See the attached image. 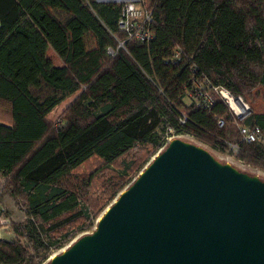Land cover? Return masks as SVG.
I'll use <instances>...</instances> for the list:
<instances>
[{
  "label": "trees",
  "instance_id": "obj_1",
  "mask_svg": "<svg viewBox=\"0 0 264 264\" xmlns=\"http://www.w3.org/2000/svg\"><path fill=\"white\" fill-rule=\"evenodd\" d=\"M121 5L0 0V199L26 213L0 238V264H43L173 134L264 170V0H144L143 42L117 28ZM214 87L250 113L234 118ZM239 125L258 127L257 139Z\"/></svg>",
  "mask_w": 264,
  "mask_h": 264
},
{
  "label": "water",
  "instance_id": "obj_2",
  "mask_svg": "<svg viewBox=\"0 0 264 264\" xmlns=\"http://www.w3.org/2000/svg\"><path fill=\"white\" fill-rule=\"evenodd\" d=\"M46 264H264V180L174 137Z\"/></svg>",
  "mask_w": 264,
  "mask_h": 264
},
{
  "label": "built area",
  "instance_id": "obj_3",
  "mask_svg": "<svg viewBox=\"0 0 264 264\" xmlns=\"http://www.w3.org/2000/svg\"><path fill=\"white\" fill-rule=\"evenodd\" d=\"M151 22L152 9L145 7L144 0H131L122 2L119 15L116 20V25L117 28L124 33L126 40H134L139 42L150 40L153 36L150 29ZM122 43L123 41L120 42L121 45ZM106 51L111 55L114 54V51L110 47H107ZM180 54L181 52L179 49H176L170 59L175 61L180 57ZM214 90L230 108L234 118L242 120L250 113V107L248 103L242 98V96L233 95L223 87H214ZM201 97V103H211L210 96L202 94ZM217 123L219 126H221L223 125V120L218 119ZM239 130L242 134V138L248 142L255 141L258 137V127L249 129L245 125H239ZM168 139L169 137L166 139L167 142ZM165 145L166 143H164L163 146ZM231 147L233 149H237L236 145ZM9 236H14V233L11 229V219L9 216L2 217L0 215V238Z\"/></svg>",
  "mask_w": 264,
  "mask_h": 264
},
{
  "label": "rangeland",
  "instance_id": "obj_4",
  "mask_svg": "<svg viewBox=\"0 0 264 264\" xmlns=\"http://www.w3.org/2000/svg\"><path fill=\"white\" fill-rule=\"evenodd\" d=\"M124 1L127 2V1H131V0H124ZM31 91H32V93H34L36 95H44V94L47 93L48 90H47L46 87L40 86L38 88L31 87ZM57 110H58V108H56L54 110V112H56ZM174 137H178V138H181V139H184V140L191 141V142L196 143L198 145H201L204 148H206L218 160H220L222 162H228V163L232 164L233 166H235L236 168H238L239 170L246 171V172L251 173V174H257L261 179L264 180V170L259 169L256 166H253V165L247 164V163H242L241 161L235 159L232 155H229L228 153L219 152L216 149H214V148H212V147H210V146H208V145H206V144L194 139L193 137H191V136H189L187 134H173V135H171L169 137L168 141L170 139L174 138ZM164 147L165 146L160 147L157 150V152L159 150H161L162 148H164ZM101 212L99 213V215L101 214ZM0 215L2 217L9 216L10 219H11V222H13V221L14 222H21L25 218L26 213L24 212L23 208L20 207L19 204H17L14 201V198L12 196H10L7 193H4V195L0 199ZM99 215H98V217H99ZM95 223H96V221L94 222V224L90 228H88L84 232L79 233L76 236H74L70 241H68L67 244L71 243V241H73V239H75L79 235L89 232L91 229H93V227L95 226ZM11 229H12V227H11ZM64 247L65 246L53 250L51 252V254L61 251V249H63ZM46 262H47V259L43 262V264H45Z\"/></svg>",
  "mask_w": 264,
  "mask_h": 264
},
{
  "label": "crops",
  "instance_id": "obj_5",
  "mask_svg": "<svg viewBox=\"0 0 264 264\" xmlns=\"http://www.w3.org/2000/svg\"><path fill=\"white\" fill-rule=\"evenodd\" d=\"M100 1H115V2H123L124 0H100Z\"/></svg>",
  "mask_w": 264,
  "mask_h": 264
}]
</instances>
